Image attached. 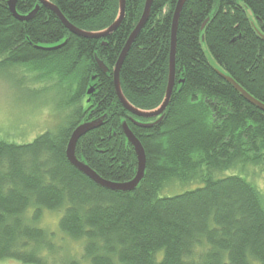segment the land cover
I'll return each mask as SVG.
<instances>
[{
  "label": "trees",
  "instance_id": "obj_1",
  "mask_svg": "<svg viewBox=\"0 0 264 264\" xmlns=\"http://www.w3.org/2000/svg\"><path fill=\"white\" fill-rule=\"evenodd\" d=\"M47 1L89 33L107 29L118 16V0ZM176 1L153 0L121 65L122 94L136 109L152 111L164 98ZM144 2L125 0L119 27L93 40L71 35L43 6L31 20L18 21L7 0H0V67L38 73L31 80L36 85L54 79L55 87L66 86L55 132L26 144L0 140V261L264 264L262 196L244 177L249 167L264 173V112L213 70L204 51L264 104V41L256 33L264 36V0L185 1L176 31L175 84L162 120L151 128L133 125L131 117L155 119L128 113L112 86V70ZM36 5L17 0L15 10L27 15ZM95 58L108 73L98 70ZM103 116L99 128L77 141L76 158L105 180H131L136 157L122 133L126 121L146 157L133 191L103 189L65 157L73 130ZM188 183L201 186L172 196L163 192ZM46 213L58 215L61 238L82 241L81 258L60 255L55 233L42 226Z\"/></svg>",
  "mask_w": 264,
  "mask_h": 264
},
{
  "label": "water",
  "instance_id": "obj_2",
  "mask_svg": "<svg viewBox=\"0 0 264 264\" xmlns=\"http://www.w3.org/2000/svg\"><path fill=\"white\" fill-rule=\"evenodd\" d=\"M38 5L27 15H20L15 10V4L17 0H7V6L8 10L11 13V15L18 21H29L31 20L36 12L38 11L40 6H43L47 8L49 11H51L60 21L62 26L71 34L79 38H85V39H93V40H99L104 39L110 34H112L120 25V23L123 21L125 16V0H118V16L116 20L105 30L101 32L96 33H89L82 30H79L72 26L68 20H66L63 15L60 13L58 8L46 0H37ZM186 0H177L176 5L173 11L172 16V23L170 28V54L168 57V78H167V85L165 89V95L164 98L156 109L152 111H142L139 109L134 108L131 104L128 103V101L125 99L124 95L122 94L120 82H119V71L121 68V65L124 61V58L126 57V54L135 40L136 36L140 33V31L143 29L144 25L146 24L150 8L152 5L153 0H145L143 10L141 13V16L127 38L119 56L117 57L116 63L114 65V68L112 70V86L114 89V93L116 95V98L120 105L125 109L128 113H130L132 116L142 119V120H151L155 119L153 122H139L137 120H131L133 125L140 127V128H151L162 120V114L164 113L172 94V90L175 84V49H176V31H177V21L180 15V12L182 10V7L184 5ZM252 25H254L251 22ZM256 33L259 35V37L264 41V36L256 30ZM60 47V46H59ZM59 47H54L53 49H57ZM48 50V49H46ZM206 57L209 59V63L213 70L225 81L227 84H229L236 93H238L242 99H244L248 104L252 105L253 107L261 110L264 112V104L260 101L253 98L251 95H249L240 85H238L228 74H226L222 69L219 68V66L210 62V56L208 57V53L206 52L204 48ZM208 54V55H207ZM95 62L97 65V68L99 71L103 73H108L107 67L99 61L97 58H95ZM92 92V87L89 88L87 94L89 95ZM106 116H103L99 119L91 120V121H83L80 123L71 133L66 149H65V157L69 164L74 167L77 171H79L81 174L89 178L92 182H94L97 186L114 191V192H130L136 189V187L139 185V183L142 181L146 169V157L144 149L140 143V141L133 135V133L130 131L126 121L122 122L121 129L122 133L127 140V142L130 144V146L133 149V152L136 157V171L134 174V177L125 182H113L103 179L102 177L98 176L94 171H92L83 161H80L76 158L75 155V146L77 141L87 134L88 132L100 127L103 124V120Z\"/></svg>",
  "mask_w": 264,
  "mask_h": 264
},
{
  "label": "rangeland",
  "instance_id": "obj_3",
  "mask_svg": "<svg viewBox=\"0 0 264 264\" xmlns=\"http://www.w3.org/2000/svg\"><path fill=\"white\" fill-rule=\"evenodd\" d=\"M210 62L215 64L211 58ZM36 75L38 73L31 75L22 67H18L17 70L0 67V140L26 144L40 134L55 132L57 127H60V119L56 116V106L63 100L66 86L63 84L55 87L54 79L36 85L31 81ZM248 170L244 177L259 191L264 205V173L251 167ZM229 172L232 174L235 170ZM200 186L201 184L198 183L172 184L163 192L172 196ZM57 219V214L46 213L42 226L46 231L55 233L54 244L60 246V255L62 253L72 258H81L82 241L61 238L56 228ZM0 264L21 263L4 260L0 261Z\"/></svg>",
  "mask_w": 264,
  "mask_h": 264
},
{
  "label": "bare ground",
  "instance_id": "obj_4",
  "mask_svg": "<svg viewBox=\"0 0 264 264\" xmlns=\"http://www.w3.org/2000/svg\"><path fill=\"white\" fill-rule=\"evenodd\" d=\"M47 1V0H46ZM48 2V1H47ZM50 3V2H49ZM51 4V3H50ZM53 5V4H52ZM47 9V8H46ZM48 10V9H47ZM173 16V15H172ZM64 17V16H63ZM58 19V18H57ZM179 19V18H178ZM171 23H172V18H171ZM177 25H178V21H177ZM73 26V25H72ZM135 28V27H134ZM133 31V30H132ZM131 31V32H132ZM131 34V33H130ZM137 37V36H136ZM169 54H170V49H169ZM106 118V117H105ZM132 120H135L133 117H131ZM105 120V119H104ZM103 120V121H104ZM99 128V127H98ZM97 129V128H96ZM69 140V139H68ZM68 143V142H67ZM67 146V145H66Z\"/></svg>",
  "mask_w": 264,
  "mask_h": 264
},
{
  "label": "flooded vegetation",
  "instance_id": "obj_5",
  "mask_svg": "<svg viewBox=\"0 0 264 264\" xmlns=\"http://www.w3.org/2000/svg\"><path fill=\"white\" fill-rule=\"evenodd\" d=\"M92 92H93V88H92ZM92 92H91V93H92Z\"/></svg>",
  "mask_w": 264,
  "mask_h": 264
}]
</instances>
